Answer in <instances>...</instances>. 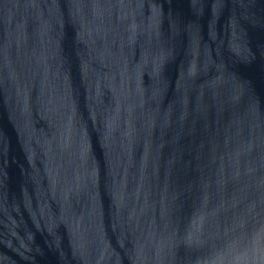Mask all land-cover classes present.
Instances as JSON below:
<instances>
[{
  "label": "water",
  "instance_id": "95a60500",
  "mask_svg": "<svg viewBox=\"0 0 264 264\" xmlns=\"http://www.w3.org/2000/svg\"><path fill=\"white\" fill-rule=\"evenodd\" d=\"M0 264H264V0H0Z\"/></svg>",
  "mask_w": 264,
  "mask_h": 264
}]
</instances>
